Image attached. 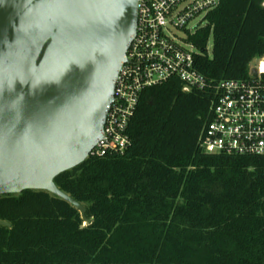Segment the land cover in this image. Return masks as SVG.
<instances>
[{
    "label": "trees",
    "instance_id": "trees-1",
    "mask_svg": "<svg viewBox=\"0 0 264 264\" xmlns=\"http://www.w3.org/2000/svg\"><path fill=\"white\" fill-rule=\"evenodd\" d=\"M190 36L209 80L248 77L264 0H220ZM212 35V55L206 43ZM212 94L176 78L145 88L122 153L88 155L44 190L0 196V264H264V155L206 153Z\"/></svg>",
    "mask_w": 264,
    "mask_h": 264
},
{
    "label": "water",
    "instance_id": "water-1",
    "mask_svg": "<svg viewBox=\"0 0 264 264\" xmlns=\"http://www.w3.org/2000/svg\"><path fill=\"white\" fill-rule=\"evenodd\" d=\"M137 1L0 0V196L44 190L85 216L54 178L103 138Z\"/></svg>",
    "mask_w": 264,
    "mask_h": 264
},
{
    "label": "built area",
    "instance_id": "built-area-1",
    "mask_svg": "<svg viewBox=\"0 0 264 264\" xmlns=\"http://www.w3.org/2000/svg\"><path fill=\"white\" fill-rule=\"evenodd\" d=\"M219 4L220 0L137 1L135 34L115 79L103 138L90 154H122L130 145L128 124L142 91L176 78L182 91L212 94L210 117L199 136L202 151L264 155V53L251 61L248 77L243 79L209 80L195 67L200 52L189 38L204 27L199 22ZM200 16L191 33L189 23ZM174 30L186 31L187 37H178Z\"/></svg>",
    "mask_w": 264,
    "mask_h": 264
},
{
    "label": "rangeland",
    "instance_id": "rangeland-1",
    "mask_svg": "<svg viewBox=\"0 0 264 264\" xmlns=\"http://www.w3.org/2000/svg\"><path fill=\"white\" fill-rule=\"evenodd\" d=\"M201 19H202V18H201V16H200V17H198L197 19L191 21V22L189 23L190 28H192V26H193L195 23L199 22ZM199 24H200V26H205V25L207 24V20L203 19V20H201V21L199 22ZM190 31H191V33H192V32H195V29L192 28ZM174 32L176 33V35H177L178 37H181V38H186V37H187V32H186V31H183V30H176V31H175V30H174ZM205 50H206V54H207V56L210 57V56L212 55V35H210L209 38H208V40H207ZM195 51H196V52H200L198 49H195ZM253 65H254V63H253ZM251 66H252V65H251Z\"/></svg>",
    "mask_w": 264,
    "mask_h": 264
}]
</instances>
